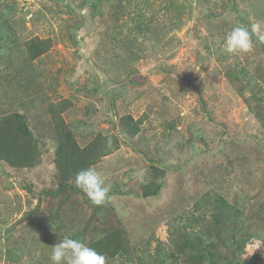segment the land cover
Wrapping results in <instances>:
<instances>
[{"label":"rangeland","instance_id":"rangeland-1","mask_svg":"<svg viewBox=\"0 0 264 264\" xmlns=\"http://www.w3.org/2000/svg\"><path fill=\"white\" fill-rule=\"evenodd\" d=\"M257 22L264 0H0V115H24L40 152L29 167L0 160V264H52L65 236L92 247L111 235L108 264H262L264 42L225 43ZM27 42L47 49L31 57ZM56 108L80 148L111 141L92 166L111 202L66 180ZM206 195L229 218L198 214Z\"/></svg>","mask_w":264,"mask_h":264},{"label":"trees","instance_id":"trees-1","mask_svg":"<svg viewBox=\"0 0 264 264\" xmlns=\"http://www.w3.org/2000/svg\"><path fill=\"white\" fill-rule=\"evenodd\" d=\"M26 45L32 47L30 49L31 57L41 55L47 49L42 42H27ZM62 110L63 108H60L59 111L57 108L53 109L54 113L52 114L55 127L58 130L55 138L56 160L61 164V170L65 174L66 180H73L75 183V176L80 170L94 166L101 157L112 153L114 148L105 144V141L108 140L106 137L96 138L89 145L80 148L60 117ZM130 121V118L123 121V130L129 135H135L139 131V126ZM39 154L37 139L33 138L26 117L18 112L0 115V160L12 167H29L38 160ZM68 187H74V185ZM157 191L158 188H154V186H145L143 195L151 196ZM207 204L211 205V212L216 211L224 218H229L230 212L233 210L225 198L206 195L196 202V212L200 214ZM116 243L118 244L114 235L106 236L101 240L94 241L92 248L106 254L107 257H113L119 252ZM200 256L204 258L206 255L200 254Z\"/></svg>","mask_w":264,"mask_h":264},{"label":"clouds","instance_id":"clouds-1","mask_svg":"<svg viewBox=\"0 0 264 264\" xmlns=\"http://www.w3.org/2000/svg\"><path fill=\"white\" fill-rule=\"evenodd\" d=\"M262 29H264V24L259 22L253 23L250 27L237 23L226 36L227 51L232 53L251 52L255 47L256 40L264 42ZM254 36L256 40H254ZM107 143L109 146L111 145L110 140ZM75 185L97 206L109 203L113 199L104 178L92 166L82 169L76 174ZM252 247H259V242L257 241ZM50 260L52 264H108L106 254L86 246L71 236H65L51 246Z\"/></svg>","mask_w":264,"mask_h":264}]
</instances>
